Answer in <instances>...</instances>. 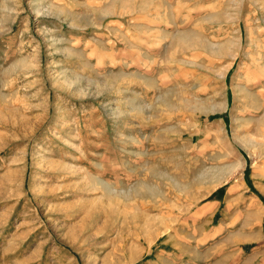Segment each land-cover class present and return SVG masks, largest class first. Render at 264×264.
<instances>
[{
    "label": "rangeland",
    "instance_id": "1",
    "mask_svg": "<svg viewBox=\"0 0 264 264\" xmlns=\"http://www.w3.org/2000/svg\"><path fill=\"white\" fill-rule=\"evenodd\" d=\"M0 264H264V0H0Z\"/></svg>",
    "mask_w": 264,
    "mask_h": 264
}]
</instances>
